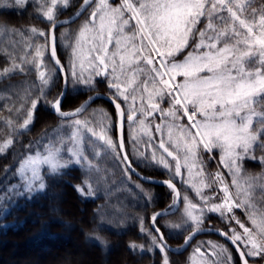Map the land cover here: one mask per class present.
I'll return each mask as SVG.
<instances>
[{
  "label": "snow or ice",
  "instance_id": "snow-or-ice-1",
  "mask_svg": "<svg viewBox=\"0 0 264 264\" xmlns=\"http://www.w3.org/2000/svg\"><path fill=\"white\" fill-rule=\"evenodd\" d=\"M15 2L26 5V0ZM33 3L37 15L48 23L47 31L34 25L23 30L0 28V34L20 36L26 49L19 62L5 50L11 66L0 70V76L35 69L38 78V83H27L18 93L21 103L16 112L24 110L19 128L28 129L33 123L40 100L50 104L61 118L79 117L88 111L91 96L73 112L62 111L63 93L47 99L46 89L54 82L57 71L69 72L74 84L89 89L95 88L96 77H102L114 90L109 99L116 108L121 133L126 119L149 135L152 121L159 114L154 131L160 134L158 149L162 152L157 156L153 151L150 159L172 173V178L163 183L172 189L175 200H182L183 212L181 224L171 227L185 228L190 233L185 244L203 230L206 214L216 213L228 224V230L220 235L233 245L239 242L244 246V250L237 248L242 264H249L247 257L264 259V3L256 8L253 0H83L81 11L91 9L88 18L74 34L65 31L59 37L63 46L71 49L67 69L58 58L55 30L68 23L60 21L59 15L71 6V0ZM33 90H37L35 96ZM120 100L127 109L121 107ZM28 104L30 107L25 109ZM8 110L12 111V107ZM90 117L67 121L72 130L66 134L62 119L56 139L44 144V152L37 151L21 160L17 174L28 191L33 190V184L38 190L46 186L40 165H46L47 174L55 176L70 163L88 159L83 148L84 133L113 152H123V135L118 142L109 135V114L104 109H94ZM13 123L5 118L9 128ZM151 139L154 137L149 135ZM12 143L11 138L0 143V154ZM92 146L95 153L96 145ZM62 152L75 160H65ZM205 153L208 159L219 153L216 172L207 171ZM122 159L127 160V155ZM245 160L258 161L261 172H249L244 167ZM220 165L227 169L230 180L219 170ZM182 169L188 179L183 178ZM175 177H181L195 195L188 191L181 195L173 183ZM87 187L90 193L91 185ZM77 191L85 192L79 186ZM236 209L244 213L251 227L236 215ZM159 215L151 217L152 229H145L141 221V232L163 253L165 243L161 241L165 238L156 225ZM233 221L242 232L233 226ZM95 238L104 243L101 237ZM128 247L131 251L145 250V245L134 241ZM212 248L215 259L205 258L201 264H231V252L226 246L213 244ZM195 252L205 257L201 248ZM162 264H170L167 255L162 257Z\"/></svg>",
  "mask_w": 264,
  "mask_h": 264
},
{
  "label": "trees",
  "instance_id": "trees-1",
  "mask_svg": "<svg viewBox=\"0 0 264 264\" xmlns=\"http://www.w3.org/2000/svg\"><path fill=\"white\" fill-rule=\"evenodd\" d=\"M82 2L83 0H71V6L63 13L66 17L71 16ZM261 3H264V0H253L256 8H259ZM33 4L30 0L24 6L17 5L15 0H0V28L6 26L23 30L30 25L45 28L46 24L37 15L36 6ZM90 11L88 8L74 24L58 29L59 33L61 30L73 29ZM58 36L60 37V34ZM62 48V43H59V59L66 66L65 52ZM5 50L19 62L26 49L20 36L0 34V70L11 66ZM24 67L31 68L30 65ZM27 83H38L35 69L0 76V143L8 138L13 140L6 152L0 154V263L3 260L13 261L22 258L15 264H60L58 257L62 248L58 244L67 245L76 238L79 246L83 244L87 246V251L81 254L84 259L82 260L81 255L79 256L81 260L78 255L72 256L74 259L71 260L70 257L67 263L63 261L64 264H101L102 258L106 264H162L163 254L158 247L151 244V238L141 232V221L145 229H151L150 216L155 211L170 206L172 193L166 187L144 183L135 178L125 167L121 156L117 155L118 151L112 154L111 149L96 147L95 153L98 154L93 155L94 151L87 150L88 164L83 168L68 167L55 176H49L45 170L43 176L46 186L42 191H27L22 188L17 174L21 160L36 147L54 141L56 136L53 129L62 123V119L55 117L40 100L34 112L33 123L28 129L19 128L24 110L19 114L16 112L21 103L18 93ZM53 83L52 93H55L60 84L58 73ZM88 92H101L110 96L112 91ZM88 92L83 95L86 97ZM36 94L37 90H33V95ZM51 96L53 97L50 94L49 98ZM98 106L109 107L114 112L111 105L103 100L94 102L92 107ZM9 107H12V111L8 110ZM28 107L30 104L25 105V109ZM70 107V100H65L62 109ZM5 118L14 121L12 128L6 126ZM125 124L127 132L128 122ZM12 129H15V132ZM112 135L116 140L115 130ZM126 143L130 161L141 174L158 179L172 178L171 174L159 170L148 160L135 158L130 144L128 141ZM214 155L218 162V153ZM256 155L259 156L260 153L257 152ZM91 157L99 160L96 161L97 167L92 164L94 160ZM214 159H211L212 167H215ZM244 167L253 174L261 172L258 161L245 160ZM173 182L180 188L176 178ZM89 184L90 193L87 187ZM78 186L84 188V194L77 191ZM80 212L83 218L77 221L76 216ZM175 215L176 212L156 222L170 245L180 244L188 233L184 228L182 233H175V237L169 235V228L163 222ZM76 222L80 223L81 228L76 229ZM207 222H210L208 225L210 227L225 232L228 230V224L221 221L216 213H211ZM75 231L77 235H74ZM64 232L65 235H61ZM96 236L101 237L104 243L97 240ZM133 241L145 245V250L131 251L128 245ZM13 246L19 251L10 250ZM40 248L46 253H38ZM24 249L27 251L24 252ZM51 252L57 253V257L49 256Z\"/></svg>",
  "mask_w": 264,
  "mask_h": 264
},
{
  "label": "rangeland",
  "instance_id": "rangeland-1",
  "mask_svg": "<svg viewBox=\"0 0 264 264\" xmlns=\"http://www.w3.org/2000/svg\"><path fill=\"white\" fill-rule=\"evenodd\" d=\"M28 0H26V2H27ZM30 2H33V0H30ZM33 5H35V4H33ZM81 6V5H80ZM67 10V9H66ZM63 11H65V10H63ZM63 11H62V13L60 14V15H62V16H59V19H62V18H65L66 17V15L63 13ZM89 14H90V12L87 14V16L84 18V19H82L77 25H75L74 26V28L73 29H68V30H61V32L59 33V31L60 30H58V29H60V28H62V27H60V28H58L57 30H56V36H57V38H58V40H57V44H58V46H59V43H61L60 41H59V36H58V34H61V33H63V32H65V31H68V32H70V33H75L76 32V30L79 28V26H80V24L85 20V19H87L88 18V16H89ZM41 18V17H40ZM41 20H42V18H41ZM43 21V20H42ZM44 24H46V26H45V28L44 27H40V28H42V29H44V30H47L48 29V23L46 22V21H44ZM62 49H63V52H65V54H64V57H65V59H66V66H65V68L67 69L68 67H69V60H70V53H71V49L70 48H65L64 46H63V44H62ZM57 52H58V47H57ZM46 56H47V58H48V54H46ZM59 56V55H58ZM46 58V57H45ZM43 70V69H42ZM77 72H79V68H77ZM57 73L59 74V72L57 71ZM66 75H67V78H68V88H67V93H66V96H65V98H64V100H63V103H62V106H63V104H64V102H65V100H67V99H69L70 100V109H62L63 111H67V112H70V111H73V110H75L77 107H79L80 106V104L88 97V96H90L92 93H89L88 91H95V90H107V91H114V90H112V89H109L108 87H107V83H106V81L102 78V77H96V85H95V88L94 89H89V88H87V87H85L84 85H81V84H74L73 83V81H72V78H71V75H70V73L69 72H66ZM59 76H60V84H59V86L57 87V91L55 92V93H52V90H53V84L54 83H52L47 89H46V94H47V99L48 100H53L54 98H56V97H58L60 94H61V92H62V88H63V80H62V77H61V75L59 74ZM59 89V90H58ZM88 92V95L85 97V93H87ZM50 94L51 95H53V97L51 96L50 98H49V96H50ZM83 94H85V95H83ZM42 101V103L44 104V106H46L47 107V109L52 113V111H51V109H52V107H51V105L50 104H48V103H46L44 100H41ZM121 104H122V107H123V109H127V105L126 104H124V102L122 101V100H120L119 101ZM107 103V102H106ZM94 104V103H93ZM93 104H91L89 107H88V111L86 112V113H84V114H82L81 116H79V117H75V118H80V119H84V118H91L90 117V113L92 112V110H94V109H104L108 114H109V116L111 117V121H112V126H111V131H110V133H109V135L114 139V137L115 136H113L112 134H113V130H115V126H116V122H117V118H116V114H115V110H114V108H113V110H114V112H112L111 110H110V108L109 107H106V106H98V107H92L93 106ZM139 105V101H137V106ZM38 106V105H37ZM106 107V108H105ZM163 107H167V104H164L163 105ZM53 114V113H52ZM54 115V114H53ZM55 116V115H54ZM56 117V116H55ZM72 119H74V118H71V119H66L65 121H64V127H63V133L64 134H66V133H68V132H70L72 129L68 126V124H67V121H70V120H72ZM149 119H151V118H149ZM128 121L126 120V123H127ZM156 123H159V114H157V119H155V120H153L152 121V124H153V131H152V133H150L149 135H151V136H153L154 137V139H151V140H149V135H145L144 134V132L142 131V130H139L138 128H137V126H135L133 123H131V122H128V131L126 132V126L124 127V141H125V148H126V146H127V143H126V141H128V143L130 144V147H131V152H132V155L135 157V158H144L145 160H148V162H150V163H152L153 165H155L159 170H162V171H164V172H167V173H169V174H171L172 175V173H170L167 169H165L162 165H159V164H157V163H154V162H152L151 161V154H152V152L153 151H157V156H159V154L162 152V150L161 149H158V141H159V138H160V134L159 133H155V131H154V125L156 124ZM62 124V123H61ZM61 124H59L58 126H56V128H54L53 130H55V136H56V130L61 126ZM126 125V124H125ZM127 133V134H126ZM115 134H116V132H115ZM133 136H136L137 137V139L136 140H133ZM114 141H117V140H115L114 139ZM48 143H50V142H48ZM46 144V143H45ZM93 144H95L96 145V147L97 148H102V147H104V148H106V149H108L101 141H99V140H97L95 137H92L90 134H88V133H84V144H83V148H84V151H85V154H86V152H87V150H90V151H93V148L91 147ZM149 144H151V146H148ZM44 145H41V146H39V147H36L35 149H33L30 153H28L27 155H35L36 153H37V151H39V152H41V153H43L44 152V147H43ZM68 146V142H66L65 143V147H67ZM109 150V149H108ZM117 151H118V153H119V150L117 149ZM127 151V150H126ZM93 153V155H94V152H92ZM114 153H116V152H112V154H114ZM61 155L63 156V158L65 159V160H75V158L74 157H70L69 155H68V153L67 152H62L61 153ZM120 155V154H119ZM165 156H166V153L164 154ZM218 155H219V153H218ZM93 160H94V162L92 163L94 166H96V161H99L98 159H96V158H94V157H91ZM167 159H169V160H171V158L170 157H168ZM204 159H205V162H206V164H207V171H209V172H216L218 169H217V161H216V159H214V164H215V167H212L211 166V159H208V154L207 153H205L204 154ZM88 164V159L87 160H83V159H81V162L79 163V164H76V163H70L69 164V166L68 167H80V168H83V166L84 165H87ZM20 165V164H19ZM19 165H18V167H19ZM67 167V168H68ZM97 167V166H96ZM100 167V166H99ZM40 170H41V175H43V173H44V171L45 170H47V166L46 165H40ZM219 170L220 171H222L224 174H225V176H226V178L228 179V180H230L231 178L230 177H227V169H225L224 167H223V165H220V167H219ZM195 171V170H194ZM182 173H184V179H188V176H187V172H186V170L185 169H182ZM26 175L27 176H29L30 177V172H27L26 173ZM18 177H19V179H20V181H21V183H22V188L24 189V190H27V184L21 179V177L18 175ZM177 180H178V182H179V185H180V188H179V190L181 189V195H183V192H185V191H188L189 192V194L190 195H192V196H194L195 194H194V192H192V190L188 187V185H186L185 183H183V181H182V179H181V177H175ZM42 191V190H38L37 189V187H36V185L35 184H33V190L32 191ZM28 191V190H27ZM171 191V190H170ZM205 191H208L207 189H205ZM171 193H172V191H171ZM222 195V194H221ZM198 197L196 198V200L198 201ZM174 200H175V197H174V195H173V193H172V202L170 203V205H173L174 204ZM170 207V206H169ZM172 207V206H171ZM168 208V207H167ZM182 212H183V203H182V200H181V204H180V207H179V209L176 211V215L173 217V218H167V219H165L164 220V222H163V224L165 225V226H167L168 228H169V235L170 236H172V237H175L176 235H175V233L176 234H180V233H182L183 232V229L184 228H173V227H171V225H176V224H181V222H182ZM235 212H236V215L237 216H239L240 218H241V220L242 221H244L245 222V224H246V226L247 227H251V225H250V223H248L247 222V220H246V218H245V216H244V213L240 210V209H236L235 210ZM210 219V217H211V213H207L206 214V219L204 220V223H203V225H202V228L203 227H207L208 225H210L209 223L210 222H207V219L208 218ZM83 218V214L80 212V213H78V215L76 216V219H77V221H80V219H82ZM164 218V217H163ZM162 219V218H161ZM149 221H150V219H149ZM150 223V222H149ZM232 224H233V226L234 227H236L237 228V230L238 231H240V232H242V229H239V226L238 225H235V222L233 221L232 222ZM79 229V228H81V225H80V223H77L76 222V229ZM76 233H74V235H77V231H75ZM61 235H65V232H64V234L63 233H61ZM205 237H198V238H196V240H195V245L194 246H192L190 249L191 250H195V249H197V248H201V249H203V250H211L212 252H214V249L212 248V245L213 244H221V245H224V246H226L227 248H228V250H230V248L226 245V243L223 241V240H221L220 238L218 239V238H216V237H214V236H207V234L206 235H204ZM76 237V236H75ZM239 243V242H238ZM181 244V243H180ZM180 244H176V245H172V246H174V247H178ZM242 247H243V249H244V246L242 245V244H240ZM58 246L60 247V248H62L61 249V255H60V257H58L59 259H58V261H59V263L60 264H64V262L63 261H65L66 263H67V261L69 260V258L71 257V260H73L74 258L72 257V256H77L78 255V257L84 252V251H87V246H86V244H83L82 246H79V243L77 242V240H76V238H73L72 240H71V242L69 243V244H58ZM10 250H12L13 252L14 251H19V249H17L16 247H12V249H10ZM49 250H51V249H49ZM24 252H26L27 250L26 249H24L23 250ZM38 253H41V254H43V252H45L42 248H40V249H38V251H37ZM81 252V253H80ZM46 253V252H45ZM161 254H163V256H165V255H167V257H168V259H169V261H170V264H184V263H181L182 261L183 262H186V259H184L186 256H188V259L190 260V264H201V262H202V260L203 259H205L204 257H201V255H199V254H197V253H191V254H189V253H186V255L183 257V256H180V258H178L177 256H175V255H170L167 251H165V252H161ZM46 255V254H45ZM49 256H51V257H54V258H56L57 257V253H53V252H51V253H49L48 254ZM81 258H82V255L80 256ZM79 257V259L81 260V258ZM115 258V257H114ZM22 258H20V259H18V260H16V259H14L13 261L12 260H3V261H1V263L0 264H15V263H17L19 260H21ZM23 259H25V258H23ZM84 258H82V260H83ZM262 259V258H261ZM101 264H106L104 261H103V258L101 259Z\"/></svg>",
  "mask_w": 264,
  "mask_h": 264
},
{
  "label": "water",
  "instance_id": "water-1",
  "mask_svg": "<svg viewBox=\"0 0 264 264\" xmlns=\"http://www.w3.org/2000/svg\"><path fill=\"white\" fill-rule=\"evenodd\" d=\"M82 4H83V2H82ZM82 4H81V5H82ZM85 11H86V10L81 11V7H80V8H79V9H78L73 15H71V16H69V17H66V18L59 19L60 21H68V23H66V24H62V25H58L56 29H58V28H60V27H63V26H67V25H71V24L75 23V22H76V21H77L82 15H83V13H84ZM77 12H80L81 14H80L79 16H77V15H76ZM55 31H56V30H55ZM58 58H59V57H58ZM58 72H59V71H58ZM59 73H60V75L62 76V79H63V88H62V92H61V93H63V98H62V101H61V108H62V103H63V100H64V98H65V96H66V93H67L68 83L65 84V77H67V76H66V73H65V72H63V73H62V72H59ZM59 96H60V95H59ZM90 96L92 97V100L89 102V106H90L91 104H93L94 102L98 101V100H103V101L109 103V104L114 108V110H115V114H116V118H117L116 108H115L114 104L112 103V101L109 99V96H108V95H105V94H103V93H101V92H96V93L91 94ZM90 96H88V97H87V98L81 103V105L84 104V102L87 101V100L89 99ZM81 105H80V106H81ZM80 106H79V107H80ZM89 106H88V107H89ZM121 107H122V106H121ZM77 108H78V107H77ZM51 111H52V113H53L57 118H60V119H70V118H74V117H65V118H61L58 114L55 113V111L53 110V108L51 109ZM62 111H63V110H62ZM73 111H74V110H73ZM73 111H70V112H73ZM125 120H126V119H125ZM124 127H125V122H124V125H123V131H122V133H121L120 125H119L118 118H117V122H116V140H117V142H118V139H119V137H120L121 134L123 135V138H124ZM124 143H125V141H124ZM119 153H120L121 159H122V157H123L125 154H126L127 157H128V154H127V152H126V148H125V147H124L123 152H119ZM122 161H123L125 167L127 168V170H128V171H129V172H130L135 178L139 179L140 181H142V182H144V183H149V184H153V185H157V186H162V187H166V188L170 189V188L167 186L166 183H163L164 181H166V180H168V179H158V178H154V177H150V176H146V175L141 174V173H140V172H139V171H138V170L132 165V163H131L129 157H128L127 160L122 159ZM176 188H177V190H179L177 186H176ZM170 190H172V189H170ZM172 192H173V191H172ZM173 195H174V197H175V194H174V193H173ZM174 201H175V203L173 204L172 207H170V208L160 209V210H157V211H155V212L153 213V214H156V213L161 214V215L157 216V220L160 219V218H162V217H165V216H168V215H172V214H174V213L179 209L180 204H181V200H174ZM153 214L151 215V217L153 216ZM151 217H150V227H151V229H152V228H153V222H152ZM157 220H156V221H157ZM156 225H157V224H156ZM160 230H161V229H160ZM220 232H221V230H219V229H215V228H203L202 231L196 232L194 235H192V238L188 241L187 244H185V238L188 237V236L190 235V233L184 238L183 242H182L178 247H174V246L170 245V244L166 241V239H164V241H161V243H165V250L168 251L169 253H171V254H176V255H180V254L184 253V252L188 249V247L190 246V244L192 243V241H193L194 239H196L198 236H200V235H202V234H214V235H217V236L221 237L222 239L226 240L227 242H229V243L232 245V247L237 251V248L239 247V245H238V244H237V245H233V244L231 243V241L228 240L225 236L220 235ZM154 233H155V232H154ZM161 233H163V232L161 231ZM155 235L158 237V234L155 233ZM164 238H165V237H164ZM239 248H240V247H239ZM240 250H242V249L240 248ZM237 252H238V255L240 256L239 251H237Z\"/></svg>",
  "mask_w": 264,
  "mask_h": 264
},
{
  "label": "flooded vegetation",
  "instance_id": "flooded-vegetation-1",
  "mask_svg": "<svg viewBox=\"0 0 264 264\" xmlns=\"http://www.w3.org/2000/svg\"><path fill=\"white\" fill-rule=\"evenodd\" d=\"M217 237V236H216ZM184 238H185V236L183 237V239H182V242H183V240H184ZM219 238V237H218ZM221 240H223L225 243H226V245L230 248V252H231V257H232V262H231V264H242V261H241V258H240V256L238 255V252L232 247V245L229 243V242H227L226 240H224V239H222V238H220ZM196 240V239H195ZM195 240L192 242V244L190 245V247L183 253V254H180V255H177V256H183L184 254L186 255V253H189V254H191V253H196L195 252V250H191L190 248L192 247V246H194L195 244ZM181 242V243H182ZM194 244V245H193ZM240 245V244H239ZM241 246V245H240ZM242 247V246H241ZM242 249H243V247H242ZM244 250V249H243ZM201 251L203 252V253H205V257L207 258V259H209V260H212V259H215V255H214V252H212L211 250H203V249H201ZM197 254H199V253H197ZM184 255V256H185ZM200 255V254H199ZM183 256V257H184ZM204 257V258H205ZM184 259H186V262H181V263H184V264H190V260L188 259V256H186ZM247 259L249 260V264H264V259H261L260 257H255V258H253V257H247Z\"/></svg>",
  "mask_w": 264,
  "mask_h": 264
}]
</instances>
